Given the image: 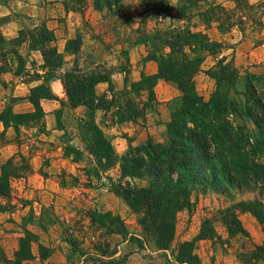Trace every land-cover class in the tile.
Returning a JSON list of instances; mask_svg holds the SVG:
<instances>
[{"label": "rangeland", "instance_id": "374dc122", "mask_svg": "<svg viewBox=\"0 0 264 264\" xmlns=\"http://www.w3.org/2000/svg\"><path fill=\"white\" fill-rule=\"evenodd\" d=\"M157 1L120 0L111 9L105 5L98 9L93 0H0V13H4L0 16V111H32L33 106L27 99L32 86L44 81L53 92L57 84L54 80L62 77L66 70L79 67L88 75H105L112 83L115 92L110 90L108 82H104V91L96 92L105 95L106 108L96 110L94 115L119 156L148 138L165 141L171 103L179 94L177 85L173 81L157 80L153 87L154 99L150 101L146 90L130 89L132 83L142 82V74L157 72L156 62L146 59L152 44L162 48L160 40L168 35L162 31L184 26L192 31L202 30L209 39L219 41L221 54L239 43L242 49L254 42L264 44V0L252 3L239 0V5L232 0L231 6L222 0H207L225 9L218 13L219 22L226 28L221 32L217 23L210 22L205 27L197 15L199 9L207 7L204 3L181 17L176 8L184 4L183 0H163L165 6L172 8L170 11L144 17V12L150 9L148 4L152 6ZM11 21L13 27L6 34L2 25ZM44 27L54 34V41L47 45H54L58 50L57 40L60 39V43L61 39H66L62 58L54 67H45L41 52L28 47L38 45V35ZM154 33L158 38L140 42ZM229 51L225 56L233 60L241 77L248 71L264 82V60L249 63L242 59L236 63L229 58L232 50ZM221 54L206 55L195 75L196 89L204 99L215 89V80L208 75V70ZM153 69L156 72H152ZM47 71L56 77L49 79ZM115 71L122 74L112 75ZM125 82L128 92L120 93ZM61 91L63 99L52 111L51 118L45 117L42 100L53 98H43L40 99L43 111L40 118L24 123L21 120L0 131V146L10 140L24 143L26 153L10 157L15 168L11 169L19 176L11 179L9 198L0 197V264H13L19 240L26 237V230L31 233L28 239L32 258L24 259L22 264H186L176 261L178 245L185 240L193 242L199 264H248L252 261L247 252L264 241V218L260 221L250 211L240 210L237 204L250 200L264 204V191L237 188L199 177L191 186L192 206L177 213L171 247L158 250L150 236L144 233L139 214L110 190L107 177L118 180V165L94 172L97 161L88 153L77 130L85 107L71 108L63 86ZM139 101L147 103L143 117L132 120L120 117L135 104L141 107ZM6 117L10 120V113ZM52 124L53 131L47 128ZM47 138L52 140H45ZM68 145L82 150L79 161L73 160V154H65ZM37 152L43 155L62 152L64 159L55 162V172L49 173L41 167L51 166L50 159L37 157L33 160ZM261 161L264 162V154ZM39 164V175H33L32 167ZM136 182L141 181L136 179ZM227 208L237 213L246 233H228L222 220ZM92 210L118 215L126 227V234L106 233L99 223L91 222L88 215ZM261 211L264 217V207Z\"/></svg>", "mask_w": 264, "mask_h": 264}, {"label": "trees", "instance_id": "16d2710c", "mask_svg": "<svg viewBox=\"0 0 264 264\" xmlns=\"http://www.w3.org/2000/svg\"><path fill=\"white\" fill-rule=\"evenodd\" d=\"M119 1L93 0V5L98 9L104 5L111 9ZM183 1L184 4L176 8L179 16H186L189 9L204 3L207 7L199 9L197 15L205 27L212 22L218 24L220 32L226 29L219 22L218 13L225 10L221 5L207 0ZM234 1L239 5V0ZM148 6L150 9L144 12V17L151 13L160 15L172 9L165 6L163 0ZM162 32L168 34L160 40L162 48L158 49L152 44L146 56L147 60L156 62L157 72L142 74V82L132 83L130 89L146 90L150 101L154 99L153 87L158 79L173 81L177 85L179 94L171 103L167 138L163 142L148 138L141 145L130 146L119 156L94 115L96 110L106 108L105 95H97L96 84L108 82L110 90L115 92L108 77L101 74L88 75L82 73L79 67H74L58 78L65 90L68 106L85 107L84 115L78 119L77 130L88 153L97 161L94 172L99 173L100 169L106 170L118 165V180L107 177L110 190L139 214V223L156 249L167 250L174 239L177 213L192 206L191 186L199 177L210 178L216 183L225 182L237 188H258L264 191V162L261 161L264 154V82L261 77L248 71L245 77H241L233 60H227L222 55L208 70V75L215 80V89L208 99H204L196 89L195 75L200 71L206 55L221 54V43L209 39L202 30L192 31L188 26L168 28ZM157 36L155 33L148 35L140 42L152 41ZM37 41L38 45L30 44L29 49L41 52L45 67L56 66L62 53L54 45H47L54 41V34L44 27ZM45 74L49 79L56 77L50 71ZM44 83L42 81L30 88L27 99L33 106L32 111H0V121L4 127L18 124L21 120L24 123L26 120L40 118L43 112L40 99L57 97ZM126 88L127 82L120 93H127ZM139 104L141 107L135 104L120 117L128 120L143 117L147 103L139 101ZM7 113H10V120L6 117ZM64 152L66 155L73 154L74 161L81 159L82 150L77 147L68 145ZM13 166L12 158L0 165L1 198H9L11 179L19 176L12 170L15 169ZM136 179L141 182H136ZM237 207L250 211L263 221L261 208L264 204L261 201H241ZM88 217L92 223H99L106 233L126 234L122 219L110 211L92 210ZM222 220L228 233H246L237 213L230 212V208L226 209ZM25 234L26 237L19 240L13 264H22L24 259L32 258L28 239L31 233L26 230ZM247 254L252 260L248 264L264 261V241L256 244ZM176 261L199 264L193 242L185 240L179 243Z\"/></svg>", "mask_w": 264, "mask_h": 264}, {"label": "crops", "instance_id": "0c3cea01", "mask_svg": "<svg viewBox=\"0 0 264 264\" xmlns=\"http://www.w3.org/2000/svg\"><path fill=\"white\" fill-rule=\"evenodd\" d=\"M248 1L250 3H252V2L257 1V0H248ZM222 2L224 4L228 3L229 6H231V3H233L232 0H222ZM7 13H5V14H7ZM2 14H4V13H0V16H2ZM12 27H13L12 21L6 22L5 24L2 25L3 32L4 33L7 32L6 34H9ZM234 30H236V29H234ZM59 40L60 39L57 40L58 41L57 48H58L59 52H62L64 49V42L66 39H61L62 42H60V43H59ZM263 46H264V44H262V43H255L254 42L251 45L246 46L245 49H242V44L239 43L238 46H235L233 48L232 47H230L228 49L226 48V50H224L221 55H228L230 52L229 50H232L229 58L232 57L236 63L241 62L242 59L246 62H249V63H251V62L257 63V62L264 60V48H263ZM148 62L151 63L152 60H149ZM204 62H205V60H204ZM152 72H156V69H153ZM121 74H122V72L115 71L112 75H121ZM161 80L162 79H158V81H161ZM162 81H165V80H162ZM53 83L58 84V85L56 84V87H55L56 90H53V93L57 96L56 99H44V100H42V106H43L44 110L46 111L45 117H50V118L53 116L52 111L59 106V101L63 99V95H64V93L61 91L62 86H61L60 80L59 79L54 80ZM104 84H105L104 82H99L96 84L95 88H96L97 93H101L102 91L105 90ZM174 92H175V90H174ZM0 103H1V101H0ZM47 128L52 130L54 128V125L52 124L50 127L48 126ZM1 130H4V126H3L2 122L0 121V131ZM8 130H7V132H8ZM45 140L50 141L52 139L47 138ZM3 144L4 145L0 146V164L5 162L7 159L14 156L15 154H18V155L21 154L22 156L26 154L25 151L23 150L24 143L19 144V143H16V142H13L10 140L8 142H4ZM25 147H26V145H25ZM53 156H58V157L55 158ZM37 157H41V159H50L49 161L51 162V166L46 164L45 166L41 167L42 170H48L49 173L55 172L54 168L56 166L53 167L55 162H57L58 160L64 159L62 157V152L54 153V155L49 154V153H45V155H43V152L40 154H39V152H37V155H33V160H36ZM65 159H67V158H65ZM62 165L65 166V163L62 162ZM40 166H41V164L32 167L33 168V172H32L33 175H39Z\"/></svg>", "mask_w": 264, "mask_h": 264}]
</instances>
